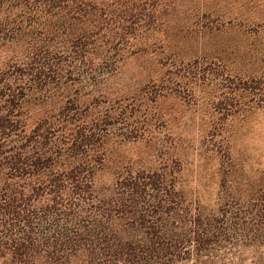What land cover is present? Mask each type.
<instances>
[{
  "label": "trees",
  "instance_id": "trees-1",
  "mask_svg": "<svg viewBox=\"0 0 264 264\" xmlns=\"http://www.w3.org/2000/svg\"><path fill=\"white\" fill-rule=\"evenodd\" d=\"M245 1L262 14L224 19L209 10L183 36L225 28L247 49L264 44V0ZM159 4L0 0V264H264V174L248 192L224 189L207 209L180 189L176 157L151 169L119 154L156 145L145 137L163 119L149 117L140 93L156 105L193 92L165 83L169 70L131 94L109 86L125 59L162 47L148 34L164 26ZM240 51L237 44L228 57ZM187 58L157 64L206 79L208 67L226 68L218 86L231 114L250 111V97L264 100L262 68L229 70L215 54Z\"/></svg>",
  "mask_w": 264,
  "mask_h": 264
},
{
  "label": "rangeland",
  "instance_id": "rangeland-1",
  "mask_svg": "<svg viewBox=\"0 0 264 264\" xmlns=\"http://www.w3.org/2000/svg\"><path fill=\"white\" fill-rule=\"evenodd\" d=\"M164 2L166 5L159 4L162 10L159 14L165 20L163 28L159 30L155 27L148 33H153L149 36V42L160 40L162 47L154 53L148 51L125 59L109 86L114 87V92L119 95L131 94L148 84L151 81L149 78L156 79L169 70L175 74L166 72L165 83L175 80L180 86L191 84L193 92L191 96L180 92L165 99H157L156 105L149 103L152 95L147 94L146 97L140 93V103L150 106L149 117L158 116L163 119L155 122L162 126L151 122L145 137L156 145L151 150L145 149L141 144L126 145L119 149V154L123 159L133 162L140 158L143 167L151 169L157 168L160 162H169V159L176 157L180 166H177L178 174L175 175L186 198L211 209L220 203L224 189L232 191L231 189L238 187L248 192L264 174V100L260 101L257 95L250 97V111L231 114L226 109L223 110L228 101L222 94L225 89L218 86L226 68L208 67L213 69L211 74L214 77L208 76L209 79H206V75L175 71L170 66H160L157 62L166 59L187 60L188 56H195L199 60L204 57L210 59V55L215 54L229 70L235 67L242 72L253 73L262 68L264 73V44L261 40L258 41L261 45L247 46L248 50L237 30L233 32V29L223 28L212 34L187 36H183L181 32L188 28L190 31V25L209 10L221 14L224 19L234 16L243 19L262 12L260 8L257 9L256 1L163 0ZM237 44L241 45L240 53L235 52L228 57ZM199 67L204 69L206 65ZM261 80L262 84L258 86L264 85V77ZM257 84H252V87L258 88ZM109 183L110 177L104 174L99 184L106 186ZM244 196L248 194L244 193Z\"/></svg>",
  "mask_w": 264,
  "mask_h": 264
}]
</instances>
